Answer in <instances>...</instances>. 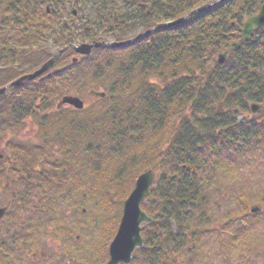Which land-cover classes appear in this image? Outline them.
<instances>
[{
  "label": "trees",
  "instance_id": "1",
  "mask_svg": "<svg viewBox=\"0 0 264 264\" xmlns=\"http://www.w3.org/2000/svg\"><path fill=\"white\" fill-rule=\"evenodd\" d=\"M212 1L0 0V54L15 62L0 66V89L69 45L131 39ZM263 4L227 0L121 48L88 56L69 50L41 77L7 90L0 95V141L30 121L36 142L10 143L13 156L0 168V184L22 175V208L35 192L54 221L64 210L60 202L77 210L86 198L106 224L108 244L136 179L152 171L157 178L143 207L152 222L141 229L143 246L130 264H177L176 255L192 251L187 244L206 233L187 223L190 210L203 208V163H213L216 176V157L234 170L264 157V27L229 51ZM91 91L104 97H89ZM65 96L84 101V108L57 110ZM252 104L262 106L255 119L232 117ZM253 228L241 222L231 242L244 243Z\"/></svg>",
  "mask_w": 264,
  "mask_h": 264
},
{
  "label": "rangeland",
  "instance_id": "2",
  "mask_svg": "<svg viewBox=\"0 0 264 264\" xmlns=\"http://www.w3.org/2000/svg\"><path fill=\"white\" fill-rule=\"evenodd\" d=\"M77 18L80 19L79 14H77ZM9 56L10 54L7 53L0 54V66L14 65L15 62L11 63ZM89 102L87 100L85 105ZM249 115L250 112H247L242 116L247 117L246 119L249 117V119H255V116ZM232 117L235 118L233 115ZM235 119L243 120L240 117ZM26 124L18 133L1 139L0 168L7 167L13 156L11 151L13 148L10 147V143L36 142L34 139L35 128L30 121H26ZM216 158L219 160L217 165L220 167L215 173L216 176H212V172H210V168L215 167L213 163H203L202 165L204 176L201 175L200 181L204 183L203 190H205L201 195L203 208L190 210V217L187 220L189 225L195 226L196 233L202 229H205L206 233L194 246V243L190 242L191 238H187L185 241L190 242L187 245L191 244L192 251L183 248V251L176 255L178 256L176 263L264 264V200H262L264 195V157L250 160L236 170L231 167V164L225 163L224 165L219 157ZM21 177L23 176L15 175L14 179L12 178L13 184H10L6 191H3V187L9 185L8 182L0 184V208L6 206L9 201L11 205L9 211L19 212L17 218L23 224L22 230L32 233L34 241L39 245V248H35L36 253L43 250L48 254H53L52 264H93L94 261V264H103L104 252L108 254V247L113 237L106 244V224L99 222V217L96 216L94 210L90 212L87 199L82 198L79 201L81 205L77 210L69 201H65L68 203L66 206L65 202H60L59 204L64 207V210L58 214L59 220L54 221L47 212L41 209L40 195L35 192L31 197L32 204L28 206L29 208H22L19 198L20 194L24 193L25 187L20 185ZM14 187H18L17 190ZM13 193L15 198H13ZM259 201L262 204H257ZM149 203L147 198L142 202L143 211V207L148 206ZM253 205L260 207V212L255 215L249 213L250 207ZM29 220L34 223L33 232H30ZM241 222H245L248 228H254L243 237L244 243H232L235 229L239 228ZM79 225H84V227ZM145 225L142 224V228ZM81 228H84L85 233L79 230ZM76 236H78L77 240ZM3 238L0 239L1 243L4 242ZM18 255L21 256L22 253H18Z\"/></svg>",
  "mask_w": 264,
  "mask_h": 264
},
{
  "label": "water",
  "instance_id": "3",
  "mask_svg": "<svg viewBox=\"0 0 264 264\" xmlns=\"http://www.w3.org/2000/svg\"><path fill=\"white\" fill-rule=\"evenodd\" d=\"M226 0H218L212 4L206 5L199 9L192 11L186 16L172 21L169 23L159 24L153 29H149L141 34H139L134 39H130L122 42H92V43H83L78 46L69 45L68 47L57 51L46 63H44L39 69L34 71L31 74L25 75L20 79L10 83L6 87L0 89V95L4 94L6 90L10 88L18 87L22 82L33 81L38 77L45 74L50 70L55 63L66 53L68 50H72L74 53L82 56H88L90 53L99 48H119L124 45H127L140 37L150 33L151 31L159 28H168L172 26L179 25L189 19L191 16L204 11L207 8H210L212 5ZM264 26V4L261 6L259 13L251 17L249 20L244 22L243 28L241 31L240 43L247 41L256 28ZM238 44L231 45L230 49L237 48ZM227 53L221 54L218 56V63H222L226 59ZM75 59L73 62L75 63ZM89 97H99L103 98V93H96L91 91ZM195 101L192 103L194 105ZM63 106H70L75 110L83 109V101L77 97L65 96L63 97L56 109L59 110ZM259 107L252 105L251 111L255 113ZM155 179V175L152 171H147L141 174L134 185L133 190L123 203L122 214L118 224L116 234L109 245V261L107 264H129L132 258V254L135 249L142 247V238L140 236V226L143 223H150V218L141 210L140 205L143 202L144 198L149 194V189L152 186ZM259 211L256 206L250 208V212L255 214ZM3 210H0V215H2Z\"/></svg>",
  "mask_w": 264,
  "mask_h": 264
},
{
  "label": "flooded vegetation",
  "instance_id": "4",
  "mask_svg": "<svg viewBox=\"0 0 264 264\" xmlns=\"http://www.w3.org/2000/svg\"><path fill=\"white\" fill-rule=\"evenodd\" d=\"M8 165L10 164L8 163ZM10 176L7 175L5 178L9 185H5L3 191H6L8 186L13 184ZM14 188L17 190L18 187ZM5 196L8 197L7 194ZM13 198H15L14 193ZM19 199L20 201L22 200L21 194ZM10 206V202L7 201V205L4 206L6 210L0 217V239L4 237L2 240L4 242H0V264H52L53 254H48L43 250L36 253L35 248H39L38 243L34 241L35 238L32 233H26L25 230H22L23 224L17 218L19 212L9 211ZM29 222L28 225L31 226L30 232H33L34 223L30 220ZM75 239L77 240L78 236ZM18 253H22V255L19 256Z\"/></svg>",
  "mask_w": 264,
  "mask_h": 264
}]
</instances>
